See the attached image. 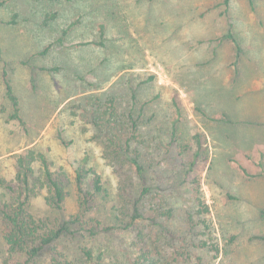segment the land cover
<instances>
[{"label": "rangeland", "instance_id": "rangeland-1", "mask_svg": "<svg viewBox=\"0 0 264 264\" xmlns=\"http://www.w3.org/2000/svg\"><path fill=\"white\" fill-rule=\"evenodd\" d=\"M222 1L0 0V176H14L20 152H44L67 173L71 214L75 169L91 167L107 190L91 216L111 224L119 177L102 157L103 135L83 113L91 96L112 99L123 120H137L145 180L173 211L160 217L163 250L182 243L190 258L183 264H264V240L256 238L264 235V0H253V9L248 0ZM229 31L238 58L223 38ZM2 72L21 123L10 118ZM196 133L203 149L195 159ZM124 169L138 196L134 166ZM30 212L55 217L42 194ZM148 223L68 243L70 264H86L80 245L100 264L132 260L133 230ZM201 239L208 246H196ZM6 257L0 225V263Z\"/></svg>", "mask_w": 264, "mask_h": 264}, {"label": "trees", "instance_id": "trees-1", "mask_svg": "<svg viewBox=\"0 0 264 264\" xmlns=\"http://www.w3.org/2000/svg\"><path fill=\"white\" fill-rule=\"evenodd\" d=\"M248 1L253 9V0ZM222 4L229 6L230 0H223ZM45 18L54 19L55 13L46 14ZM62 32L65 33L66 30L63 29ZM103 33L101 26L100 35L103 36ZM223 38L233 43L235 57L238 58L240 46L232 32L229 31ZM2 77L5 96L10 100L14 111L10 118L21 123L17 97L11 81L5 72H2ZM88 103L89 109L84 111L83 116L99 131V136L103 135L102 142L100 141L103 148L102 157L119 177V201L114 196V201L118 204L113 209V222L105 223L91 216L98 205L97 197L107 193L99 172L84 165L75 169L77 209L76 212L67 214L64 210L65 187L69 182L67 173L62 168L53 166L44 152L26 149L15 158L14 176L10 179L0 176L1 238L4 252L7 254L0 264H70L68 243L111 231L126 230L133 226L135 221H149V225L133 230L132 246L136 255L132 260L119 264H183V260L188 262L190 258L187 255L185 258L186 250L181 249L182 243L170 252L163 250L162 244L157 243L165 231L160 217L169 219L173 211L167 207V201L161 191L153 192L155 186L148 185L145 180L146 169L139 161L140 152L134 145L138 141L135 134L137 120L132 114H127V120H123L116 112L112 99L101 101L100 98L91 96ZM58 136L66 143L60 133ZM193 138L197 144L193 153L196 159L202 152L203 142L198 133L193 135ZM127 164L134 166L132 173L136 174L140 187L138 196L132 193L134 180L131 173L124 169ZM244 172L246 173V170ZM40 194L46 208L53 212L55 217H37L30 212L32 199ZM194 206L198 207L200 214L206 211L199 209L200 203H195ZM261 213L264 214V210ZM189 219L191 220L190 216ZM151 225L158 228L156 234L150 231ZM256 238L264 240V235ZM196 246L204 247L208 244L206 240L201 239ZM78 253L86 264H100V255L95 256L90 247L80 245ZM179 259H183L182 262Z\"/></svg>", "mask_w": 264, "mask_h": 264}]
</instances>
